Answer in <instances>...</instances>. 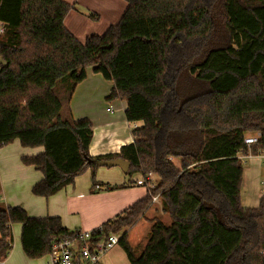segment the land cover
Wrapping results in <instances>:
<instances>
[{
  "label": "trees",
  "instance_id": "1",
  "mask_svg": "<svg viewBox=\"0 0 264 264\" xmlns=\"http://www.w3.org/2000/svg\"><path fill=\"white\" fill-rule=\"evenodd\" d=\"M123 1L118 24L81 42L65 26L66 0H0V149L44 148L23 164L43 173L32 193L47 199L87 170L92 194L156 176V188L146 182L147 196L102 226L128 264H264V196L256 208L241 203L243 161L264 152V0ZM90 70L114 85L110 99L126 101L128 123H142L117 154L91 157L94 127L70 109ZM86 158L129 162L127 182L98 181ZM157 196L169 221H149L137 253L129 231ZM16 224L31 260L76 233L0 204V262Z\"/></svg>",
  "mask_w": 264,
  "mask_h": 264
},
{
  "label": "crops",
  "instance_id": "2",
  "mask_svg": "<svg viewBox=\"0 0 264 264\" xmlns=\"http://www.w3.org/2000/svg\"><path fill=\"white\" fill-rule=\"evenodd\" d=\"M66 1L73 9L65 19V26L81 42L91 35L102 36L111 26L119 23L127 8L123 0ZM89 10L99 11L100 21L97 23L90 21L87 14ZM113 89L114 85L111 82L90 70L88 78L77 86L70 104L75 121H89L94 127L93 138L89 146V154L93 158L119 153L123 146L135 141L133 129L142 126V123H128L126 101L110 99ZM43 152L42 147L25 148L18 140L0 149V204L2 206L21 207L30 217L35 218L58 217L69 231L88 232L100 228L109 220H114L148 194V189L142 182V176L140 180L139 175L132 179V185L127 189L103 190L98 194H92L90 192L91 170H87L77 177L74 186L65 188L49 199L35 196L32 189L44 179V176L39 168L24 165L23 158L34 157ZM262 156L264 157V152L251 159H260ZM244 176L241 189L242 206L256 208L248 207L244 201V199H250V196L243 190ZM97 180L110 185H123L127 182V177L122 171L98 169ZM263 196V194L258 195L259 202ZM159 204L156 217L162 218L165 214L162 211L161 202ZM147 214L143 220L151 227ZM141 221L129 231V235L141 224ZM12 231L13 249L5 264H49L48 256L39 260H31L25 255L21 244L22 226L20 224L13 225ZM147 234L142 238L144 241ZM117 249L123 250L120 246ZM107 259L106 255L102 262L108 263ZM124 259L125 264H128V259L126 257Z\"/></svg>",
  "mask_w": 264,
  "mask_h": 264
},
{
  "label": "built area",
  "instance_id": "3",
  "mask_svg": "<svg viewBox=\"0 0 264 264\" xmlns=\"http://www.w3.org/2000/svg\"><path fill=\"white\" fill-rule=\"evenodd\" d=\"M0 33H3L2 26H0ZM258 137L259 135L247 138L245 143L251 146L258 142ZM152 181L153 176L151 175L142 179L143 184L151 182L148 184L151 189L155 187ZM158 201L159 196L153 198L154 203ZM103 231L102 226L94 231H75L74 238L63 239L55 243L48 256L49 264H101L106 254L119 245L118 235L103 236L101 235ZM0 264H5V262H0Z\"/></svg>",
  "mask_w": 264,
  "mask_h": 264
},
{
  "label": "rangeland",
  "instance_id": "4",
  "mask_svg": "<svg viewBox=\"0 0 264 264\" xmlns=\"http://www.w3.org/2000/svg\"><path fill=\"white\" fill-rule=\"evenodd\" d=\"M87 14H88V19L92 21L93 23H97L98 21H100L99 15L101 16V14L99 11L89 10ZM1 63H3V61L0 57V64ZM174 163L176 166L178 167L180 166L179 161L174 160ZM243 163H244L243 168L245 172L243 190L244 192H246L245 194L250 196L249 200L244 199V201L246 205H248V207H257L259 204L258 195L259 194L264 195V157L262 156V158L260 159H245ZM98 169L116 170L118 172H121L120 171L121 169L119 167H113L110 169H108L107 167H99ZM113 179H116V178H113ZM140 180H141V177H140ZM157 180H158L157 177L153 176V181L155 182V184ZM155 188H156V185H155ZM159 203H160V199L157 203H155V207L147 214L148 221H151L157 218L156 211L158 210L157 207H160ZM160 219L164 220L165 222L169 221V217L166 215L162 216V218ZM149 227L150 225L145 220H142L141 224L138 225L134 230H132L129 235L130 244L135 250H137V253H140L139 250L143 246V242H144L142 238L147 234ZM117 247H115L108 254H106L108 257L107 259L108 263L106 264H125L124 258L125 257L127 258V256L123 250L121 251V249L119 250L117 249ZM102 264H105L104 261L102 262Z\"/></svg>",
  "mask_w": 264,
  "mask_h": 264
},
{
  "label": "water",
  "instance_id": "5",
  "mask_svg": "<svg viewBox=\"0 0 264 264\" xmlns=\"http://www.w3.org/2000/svg\"><path fill=\"white\" fill-rule=\"evenodd\" d=\"M87 160V167H90L92 165L96 167H107V168H113V167H119L121 171L124 174H127L130 168V163L123 160V159H116V160H93L90 158H86Z\"/></svg>",
  "mask_w": 264,
  "mask_h": 264
}]
</instances>
